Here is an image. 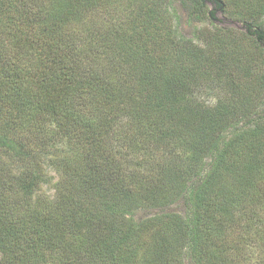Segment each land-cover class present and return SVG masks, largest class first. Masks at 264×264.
Returning <instances> with one entry per match:
<instances>
[{"label": "trees", "instance_id": "trees-1", "mask_svg": "<svg viewBox=\"0 0 264 264\" xmlns=\"http://www.w3.org/2000/svg\"><path fill=\"white\" fill-rule=\"evenodd\" d=\"M0 264H264V0H0Z\"/></svg>", "mask_w": 264, "mask_h": 264}, {"label": "rangeland", "instance_id": "rangeland-1", "mask_svg": "<svg viewBox=\"0 0 264 264\" xmlns=\"http://www.w3.org/2000/svg\"><path fill=\"white\" fill-rule=\"evenodd\" d=\"M214 6L211 5V8H213ZM222 18H228L230 19L226 13L224 12H218L217 13V17L215 19V22L216 23H221L222 25H229L230 22L227 21V20H223ZM182 26L180 27L182 32L186 35H190L191 34V30H190V26L187 24V21L185 19H182ZM208 23V22H207ZM242 24V22H239ZM243 25V24H242ZM172 209H175V210H178V211H181V212H184L185 210V206H184V203L182 201H179L178 203L174 204L173 207H171ZM146 213H150L149 211H140L137 213V216H140V215H144Z\"/></svg>", "mask_w": 264, "mask_h": 264}, {"label": "water", "instance_id": "water-1", "mask_svg": "<svg viewBox=\"0 0 264 264\" xmlns=\"http://www.w3.org/2000/svg\"><path fill=\"white\" fill-rule=\"evenodd\" d=\"M222 19L229 21L230 22L229 25H232V26H235V27H238V28H243L244 27L241 23H239L237 21H234V20H231V19H228V18H222Z\"/></svg>", "mask_w": 264, "mask_h": 264}]
</instances>
